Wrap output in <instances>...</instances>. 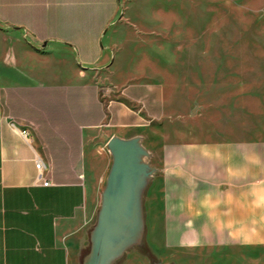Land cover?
<instances>
[{"label":"crops","instance_id":"0c3cea01","mask_svg":"<svg viewBox=\"0 0 264 264\" xmlns=\"http://www.w3.org/2000/svg\"><path fill=\"white\" fill-rule=\"evenodd\" d=\"M118 7L0 0V264H79L112 136H140L157 169L144 196L145 242L162 263L184 250L264 246V138L170 139L155 126L169 107L162 83L103 91L89 79L107 58Z\"/></svg>","mask_w":264,"mask_h":264},{"label":"rangeland","instance_id":"374dc122","mask_svg":"<svg viewBox=\"0 0 264 264\" xmlns=\"http://www.w3.org/2000/svg\"><path fill=\"white\" fill-rule=\"evenodd\" d=\"M104 48L107 58L89 79L103 91L127 81L162 83L169 107L155 126L170 139L264 138V0H119ZM88 248L89 239L79 264ZM178 255L168 263L264 264V246ZM157 260L144 238L116 264Z\"/></svg>","mask_w":264,"mask_h":264},{"label":"water","instance_id":"95a60500","mask_svg":"<svg viewBox=\"0 0 264 264\" xmlns=\"http://www.w3.org/2000/svg\"><path fill=\"white\" fill-rule=\"evenodd\" d=\"M106 146L111 164L81 264H116L145 238L144 196L157 169L140 136H112Z\"/></svg>","mask_w":264,"mask_h":264},{"label":"built area","instance_id":"2783aa9c","mask_svg":"<svg viewBox=\"0 0 264 264\" xmlns=\"http://www.w3.org/2000/svg\"><path fill=\"white\" fill-rule=\"evenodd\" d=\"M31 126H34V125H31ZM21 134H22L23 137H29L30 136L29 127H24L23 129H21ZM35 167H36V169L38 171L39 178H42V172H43V167L44 166H43L42 161L39 158H37L35 160ZM48 184H49L48 180L43 182V185H48Z\"/></svg>","mask_w":264,"mask_h":264}]
</instances>
